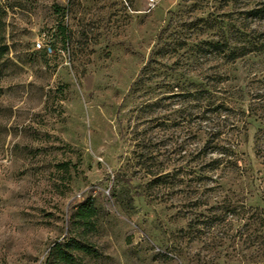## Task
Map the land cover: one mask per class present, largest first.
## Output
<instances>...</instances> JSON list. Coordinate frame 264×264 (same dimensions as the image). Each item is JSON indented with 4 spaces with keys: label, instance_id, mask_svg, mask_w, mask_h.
Instances as JSON below:
<instances>
[{
    "label": "rangeland",
    "instance_id": "rangeland-1",
    "mask_svg": "<svg viewBox=\"0 0 264 264\" xmlns=\"http://www.w3.org/2000/svg\"><path fill=\"white\" fill-rule=\"evenodd\" d=\"M2 1L0 264H44L65 237L89 246L81 264H246L234 231L187 224L223 203L264 208V136L256 157L240 96L264 92V58L204 45L263 31L242 14L251 0ZM205 83L219 115L185 98Z\"/></svg>",
    "mask_w": 264,
    "mask_h": 264
},
{
    "label": "trees",
    "instance_id": "trees-1",
    "mask_svg": "<svg viewBox=\"0 0 264 264\" xmlns=\"http://www.w3.org/2000/svg\"><path fill=\"white\" fill-rule=\"evenodd\" d=\"M252 5L244 10L242 14L244 19H250L251 21L264 22V0H251ZM6 5L0 0V63L10 51L11 46L5 41L6 21L5 15L7 13ZM237 37L233 42L227 38L221 36V39L215 41H205L207 52L209 54L222 55L229 61H236L246 55L251 57L264 58V30L257 31L256 29H250L249 33L237 30ZM52 49V44H48ZM43 53H46V48L39 49ZM150 63V60L149 62ZM147 66L142 68L141 71H145ZM142 77H138L137 81L140 82ZM178 85H172L177 87ZM211 90L209 86L205 85L199 89L193 91H187L185 98L188 101L201 102V111L204 116L208 113L212 115H219L223 112L224 102L216 106L213 105L211 97ZM243 92L240 96H248V103L245 110H241L242 114L246 118H250L253 122L257 123L256 131L254 134L255 141V154L256 157H260V140L264 136V92L252 91L247 93ZM249 92V91H248ZM236 100L243 99L236 97ZM223 108V109H222ZM206 118V117H203ZM219 153L225 154V150H219ZM163 177H156L148 181L147 188L150 189L153 185L160 184V180ZM94 207L91 203H81L77 211V216L84 220L94 214ZM212 213L206 214L204 212L199 213L198 218L194 221H189L187 224V230H195V226L203 228L207 233H214L212 230L218 228L227 227L228 230L234 231V239L241 240L245 244V249L248 253L246 257V264H264V208L248 205L245 207H238L235 204L228 202L217 205L216 208L211 210ZM217 212V213H216ZM197 230V229H196ZM233 236V235H232ZM237 237V238H236ZM75 251H83L90 253L89 246L82 241L74 237H65L64 239L55 242L50 250L48 259L53 258V262L56 264H81L74 256Z\"/></svg>",
    "mask_w": 264,
    "mask_h": 264
},
{
    "label": "built area",
    "instance_id": "built-area-1",
    "mask_svg": "<svg viewBox=\"0 0 264 264\" xmlns=\"http://www.w3.org/2000/svg\"><path fill=\"white\" fill-rule=\"evenodd\" d=\"M158 1L159 0H146V4H147V6H148V8L149 9H153V8H155V6L158 4ZM35 45H36V48L37 49H42V48H46V50L48 51V52H51V47L49 46V45H44L42 42H40V41H36V43H35Z\"/></svg>",
    "mask_w": 264,
    "mask_h": 264
}]
</instances>
